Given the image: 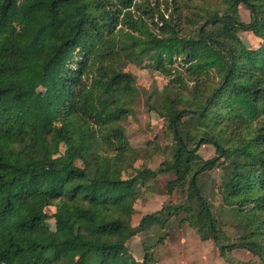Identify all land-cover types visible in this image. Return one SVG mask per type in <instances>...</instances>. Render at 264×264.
<instances>
[{
    "label": "trees",
    "instance_id": "obj_1",
    "mask_svg": "<svg viewBox=\"0 0 264 264\" xmlns=\"http://www.w3.org/2000/svg\"><path fill=\"white\" fill-rule=\"evenodd\" d=\"M122 56L151 59L167 81L147 101L171 143L158 145L157 170L134 171L139 151L121 121L135 77L109 63ZM205 144L216 157H200ZM224 165L229 222L199 181ZM171 173L169 193L186 198L138 231L183 216L222 256L247 250L264 264V0H0V264H157L128 242L137 202Z\"/></svg>",
    "mask_w": 264,
    "mask_h": 264
},
{
    "label": "rangeland",
    "instance_id": "obj_2",
    "mask_svg": "<svg viewBox=\"0 0 264 264\" xmlns=\"http://www.w3.org/2000/svg\"><path fill=\"white\" fill-rule=\"evenodd\" d=\"M241 19L249 23L251 13L246 5L241 4L239 8ZM239 37L243 43L252 49L257 48L261 40L250 32H240ZM111 65L117 71L131 73L134 75L136 87L135 98L131 104V113L121 121L130 146L139 151V158L134 165V171L141 173L146 169L157 170L165 161V154L159 152L158 145L169 151L171 144L168 134L165 132V121L158 114L149 111L147 101L150 93L167 84L154 69V64L149 58L132 59L122 56L110 60ZM108 58L105 64L109 65ZM153 143V147L148 146ZM157 144V145H156ZM66 151V145H62L61 153ZM158 151V152H156ZM201 158L208 160L217 156L212 144L202 145L198 151ZM227 165L219 166L213 171L199 176V181L208 199L216 205V211L223 221L229 222L230 216L223 214L226 205L223 203L221 186L230 173ZM175 178L174 174L160 175L148 185L137 202L136 213L132 217V225L135 231L139 230L141 219L148 214L160 211L164 206L177 205L186 198L185 189L181 188L174 193H169L168 183ZM49 215L55 212L54 207L46 209ZM183 216L172 217L166 227L158 222L147 226L145 231H138L137 235L128 242V249L136 260L142 261L146 249L151 252L157 264H263L258 257L247 250H234L227 256H222L216 243L212 240L203 241L196 228L188 222H182ZM51 228L55 227V220H47ZM228 224L226 232L232 238L239 235L238 229ZM60 264H70L63 262Z\"/></svg>",
    "mask_w": 264,
    "mask_h": 264
}]
</instances>
